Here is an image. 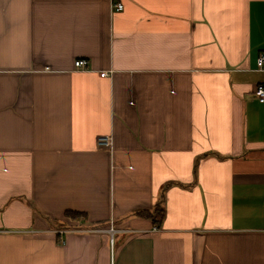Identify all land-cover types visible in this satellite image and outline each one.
<instances>
[{"label": "crops", "instance_id": "obj_1", "mask_svg": "<svg viewBox=\"0 0 264 264\" xmlns=\"http://www.w3.org/2000/svg\"><path fill=\"white\" fill-rule=\"evenodd\" d=\"M263 51L264 0H0V264H264Z\"/></svg>", "mask_w": 264, "mask_h": 264}, {"label": "built area", "instance_id": "obj_2", "mask_svg": "<svg viewBox=\"0 0 264 264\" xmlns=\"http://www.w3.org/2000/svg\"><path fill=\"white\" fill-rule=\"evenodd\" d=\"M113 8L116 11H121L124 9V4L122 2H113ZM258 66L260 69L264 68V51L260 54L257 60ZM88 60L84 58H79L75 61V66L77 68H87ZM108 72H101V76L107 75ZM255 95L259 98L260 102L264 103V83L257 84L255 88ZM97 144L100 148L110 149L112 146V136L110 134L101 135L97 138ZM56 232L61 234L65 233V229H57ZM64 242V241H63Z\"/></svg>", "mask_w": 264, "mask_h": 264}, {"label": "trees", "instance_id": "obj_3", "mask_svg": "<svg viewBox=\"0 0 264 264\" xmlns=\"http://www.w3.org/2000/svg\"><path fill=\"white\" fill-rule=\"evenodd\" d=\"M72 214L80 215L78 212H70ZM151 216H153L154 220L156 222H160L164 217V209L157 208L154 213H150Z\"/></svg>", "mask_w": 264, "mask_h": 264}]
</instances>
